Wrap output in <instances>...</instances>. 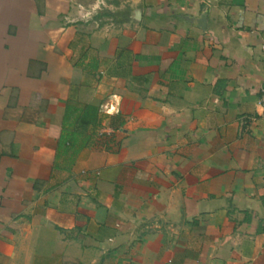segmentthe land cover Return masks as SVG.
Listing matches in <instances>:
<instances>
[{
  "label": "crops",
  "instance_id": "0c3cea01",
  "mask_svg": "<svg viewBox=\"0 0 264 264\" xmlns=\"http://www.w3.org/2000/svg\"><path fill=\"white\" fill-rule=\"evenodd\" d=\"M263 41L264 0H0V264H264Z\"/></svg>",
  "mask_w": 264,
  "mask_h": 264
},
{
  "label": "built area",
  "instance_id": "2783aa9c",
  "mask_svg": "<svg viewBox=\"0 0 264 264\" xmlns=\"http://www.w3.org/2000/svg\"><path fill=\"white\" fill-rule=\"evenodd\" d=\"M97 7L98 6L96 4L86 9L83 7H78L79 9L77 11V17L82 20H87L94 15V12L97 9ZM261 50L264 55V41L261 45ZM258 105L264 110V87L260 90V95L258 98Z\"/></svg>",
  "mask_w": 264,
  "mask_h": 264
},
{
  "label": "water",
  "instance_id": "95a60500",
  "mask_svg": "<svg viewBox=\"0 0 264 264\" xmlns=\"http://www.w3.org/2000/svg\"><path fill=\"white\" fill-rule=\"evenodd\" d=\"M139 18H140V11L136 10V11H133V19L136 20V21H139ZM203 18H201L202 20Z\"/></svg>",
  "mask_w": 264,
  "mask_h": 264
}]
</instances>
